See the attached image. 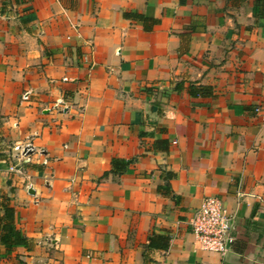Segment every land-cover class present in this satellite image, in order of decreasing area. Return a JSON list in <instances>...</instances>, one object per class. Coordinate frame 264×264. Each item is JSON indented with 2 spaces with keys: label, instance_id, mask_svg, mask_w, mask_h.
Instances as JSON below:
<instances>
[{
  "label": "crops",
  "instance_id": "1",
  "mask_svg": "<svg viewBox=\"0 0 264 264\" xmlns=\"http://www.w3.org/2000/svg\"><path fill=\"white\" fill-rule=\"evenodd\" d=\"M261 116L264 0H0V206L29 239L0 264H264ZM27 142L48 164L13 177ZM206 197L235 216L223 256L187 223Z\"/></svg>",
  "mask_w": 264,
  "mask_h": 264
},
{
  "label": "built area",
  "instance_id": "2",
  "mask_svg": "<svg viewBox=\"0 0 264 264\" xmlns=\"http://www.w3.org/2000/svg\"><path fill=\"white\" fill-rule=\"evenodd\" d=\"M29 95L30 91H25L21 96L22 101H28ZM258 111L257 109L256 112ZM261 119L264 122V116H261ZM35 156L42 157L41 165L48 164L42 150L36 148L32 142L11 145L6 157L8 173L17 178L25 176L26 168L33 163ZM27 187H29L28 183ZM237 196L241 197L242 193L238 192ZM234 217V214L230 213L218 198H204L187 221L197 244L195 250L221 256L228 253L236 240Z\"/></svg>",
  "mask_w": 264,
  "mask_h": 264
},
{
  "label": "trees",
  "instance_id": "3",
  "mask_svg": "<svg viewBox=\"0 0 264 264\" xmlns=\"http://www.w3.org/2000/svg\"><path fill=\"white\" fill-rule=\"evenodd\" d=\"M126 17H131L137 20L142 18L141 15L125 14ZM190 94L193 97H211L213 95V89L207 86H191ZM132 160H124L114 158L111 161V170L104 174V177L112 175L116 178L126 174L129 170V166ZM167 188V187H166ZM0 210L3 214L0 215V244L3 245L8 252H11L17 247H28L29 239L19 230L15 225V210L10 206L9 199L5 198L0 206ZM170 236L168 235H153L147 249H159L167 250L169 247Z\"/></svg>",
  "mask_w": 264,
  "mask_h": 264
},
{
  "label": "water",
  "instance_id": "4",
  "mask_svg": "<svg viewBox=\"0 0 264 264\" xmlns=\"http://www.w3.org/2000/svg\"><path fill=\"white\" fill-rule=\"evenodd\" d=\"M29 192H31V191H29Z\"/></svg>",
  "mask_w": 264,
  "mask_h": 264
}]
</instances>
